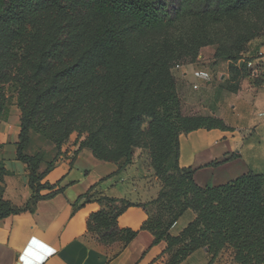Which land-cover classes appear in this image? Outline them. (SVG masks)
I'll list each match as a JSON object with an SVG mask.
<instances>
[{"label": "trees", "instance_id": "1", "mask_svg": "<svg viewBox=\"0 0 264 264\" xmlns=\"http://www.w3.org/2000/svg\"><path fill=\"white\" fill-rule=\"evenodd\" d=\"M263 1L0 0V122L15 98L22 113L17 158L27 165L32 189L23 206L5 198L8 169L0 142V219L33 212L39 200L63 191L43 182L54 165L40 171L42 159L24 153L30 132L57 143L78 132L74 157L88 148L96 158L124 167L138 148L156 153L163 186L156 199L144 204L149 216L142 229L153 233L155 243L168 242L169 264L205 247L210 262L229 251L237 264H264V173L251 170L223 184L201 186L196 169L180 165L181 134L232 128L216 116L182 114L173 73L176 64L194 62L198 47L207 42L200 30L195 37L178 33L179 22L207 20ZM161 129L167 136L163 147L157 145ZM103 138L113 139L112 146L101 145ZM98 184L79 196L74 210L98 201L101 207L90 215L88 230L104 244L126 246L138 231L119 227L118 217L135 203L102 194ZM154 203L158 206L151 213ZM188 209L196 217L172 235L171 227Z\"/></svg>", "mask_w": 264, "mask_h": 264}, {"label": "crops", "instance_id": "2", "mask_svg": "<svg viewBox=\"0 0 264 264\" xmlns=\"http://www.w3.org/2000/svg\"><path fill=\"white\" fill-rule=\"evenodd\" d=\"M259 53L256 60L263 75L261 84L238 92L224 89L228 101L216 104L218 112L205 113L223 119L232 129L200 128L180 135V165L195 168V180L201 186L223 184L251 170L264 173V49ZM191 76L192 81L197 80ZM201 85L205 88L202 81ZM19 132L16 124L10 122L0 133V142L4 144L2 156L8 169L4 196L23 206L32 189L27 165L17 158ZM231 155L234 156L227 162L207 165ZM43 182L57 184L56 188L63 191L39 200L33 212L0 219V264H25L21 257L35 252L40 258L35 261L27 257L28 264H169L168 242L155 243L153 233L142 229L149 216L144 204L158 197L162 184L140 162L121 167L117 162L98 159L91 150L83 148L72 160L63 157ZM97 183L102 194L135 203L118 217L119 227L138 231L126 246L120 241L104 244L88 230L90 215L101 207L98 201L74 210L79 196ZM195 217L194 210H186L171 227V234L179 235ZM223 260L221 252L210 262L208 250L200 248L178 264H237L232 257L228 263Z\"/></svg>", "mask_w": 264, "mask_h": 264}, {"label": "rangeland", "instance_id": "3", "mask_svg": "<svg viewBox=\"0 0 264 264\" xmlns=\"http://www.w3.org/2000/svg\"><path fill=\"white\" fill-rule=\"evenodd\" d=\"M206 19L189 17L177 24L178 33L187 31L190 37H195L196 32L198 34L200 30L201 35L207 37L206 44L198 47V56L194 62L176 64L173 68L176 91L184 115L216 113L218 112L216 104L228 101V97L223 94L224 89L228 91L235 87L239 88L238 91L250 89L259 86L263 81V75L258 70L260 62L256 59L260 56L259 52L264 49V1L256 3L253 7L227 11ZM224 52H230V58L222 57L221 53ZM192 74L197 80L192 81ZM201 81L205 88L202 87ZM21 114L14 98L9 116L0 122V133L12 121L17 129H20ZM78 135V132H73L65 141L57 143L32 130L24 153L39 156L42 159L40 171H43L49 165L55 166L63 157L73 159L74 151L79 147V143L76 142ZM84 137L81 136V140ZM166 137V132L161 129L157 145L167 146ZM113 142V139L104 138L100 141L103 146H112ZM152 153L156 155L150 150L138 148L131 163L140 162L146 171L150 170L158 177L163 186ZM171 158L173 155L167 156L165 162L168 163ZM157 206V203L152 204L150 212L153 213ZM223 254V262L228 263L232 257L231 252L223 251Z\"/></svg>", "mask_w": 264, "mask_h": 264}, {"label": "built area", "instance_id": "4", "mask_svg": "<svg viewBox=\"0 0 264 264\" xmlns=\"http://www.w3.org/2000/svg\"><path fill=\"white\" fill-rule=\"evenodd\" d=\"M35 240V239H34ZM33 240V241H34ZM39 243V242H38ZM42 246V244H40V247ZM49 250H51V249H49ZM27 252H28V250H27ZM33 255H34V258H33ZM26 257H29V258H31V259H34L35 261H36V258H40V254H39V252H35L34 254H24L22 257H21V260H24L25 261V264H27V262H26ZM35 262H33V263H31V264H34Z\"/></svg>", "mask_w": 264, "mask_h": 264}, {"label": "water", "instance_id": "5", "mask_svg": "<svg viewBox=\"0 0 264 264\" xmlns=\"http://www.w3.org/2000/svg\"><path fill=\"white\" fill-rule=\"evenodd\" d=\"M205 250H208V248L207 247H205ZM27 258V257H26ZM27 262V261H26ZM28 264V263H27Z\"/></svg>", "mask_w": 264, "mask_h": 264}]
</instances>
